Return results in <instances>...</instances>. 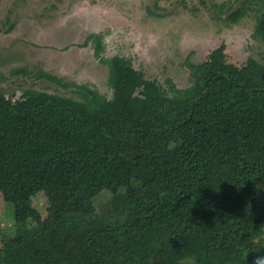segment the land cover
<instances>
[{
  "label": "trees",
  "instance_id": "16d2710c",
  "mask_svg": "<svg viewBox=\"0 0 264 264\" xmlns=\"http://www.w3.org/2000/svg\"><path fill=\"white\" fill-rule=\"evenodd\" d=\"M255 1L253 35L264 42V0ZM102 38L85 43L108 66L110 97L46 72L77 97L0 91V195L15 223H0V264H255L264 64L230 62L220 43L188 62L187 86L168 79L169 93L126 56L100 58ZM102 191L110 199L96 207Z\"/></svg>",
  "mask_w": 264,
  "mask_h": 264
},
{
  "label": "rangeland",
  "instance_id": "374dc122",
  "mask_svg": "<svg viewBox=\"0 0 264 264\" xmlns=\"http://www.w3.org/2000/svg\"><path fill=\"white\" fill-rule=\"evenodd\" d=\"M246 0H0V91L17 98L33 88L77 97L41 76L87 84L110 97L108 66L94 55L89 33H102V57L126 56L147 78L171 93L190 83L188 62L205 59L224 43L227 60L252 56L264 64V42L253 35L256 1L237 21L228 15ZM102 191L94 200L110 199ZM264 201V195L262 197ZM44 205L45 197H40ZM31 222V221H29ZM0 223L14 228L12 207L0 195Z\"/></svg>",
  "mask_w": 264,
  "mask_h": 264
},
{
  "label": "clouds",
  "instance_id": "9594fccd",
  "mask_svg": "<svg viewBox=\"0 0 264 264\" xmlns=\"http://www.w3.org/2000/svg\"><path fill=\"white\" fill-rule=\"evenodd\" d=\"M255 264H264V257H257L256 261H255Z\"/></svg>",
  "mask_w": 264,
  "mask_h": 264
}]
</instances>
